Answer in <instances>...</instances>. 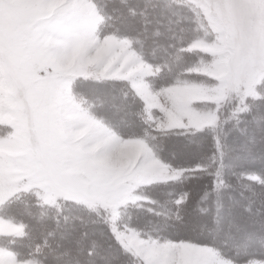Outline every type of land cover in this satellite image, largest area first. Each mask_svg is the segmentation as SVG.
<instances>
[{
  "label": "snow or ice",
  "instance_id": "snow-or-ice-1",
  "mask_svg": "<svg viewBox=\"0 0 264 264\" xmlns=\"http://www.w3.org/2000/svg\"><path fill=\"white\" fill-rule=\"evenodd\" d=\"M0 264H264V0H0Z\"/></svg>",
  "mask_w": 264,
  "mask_h": 264
}]
</instances>
